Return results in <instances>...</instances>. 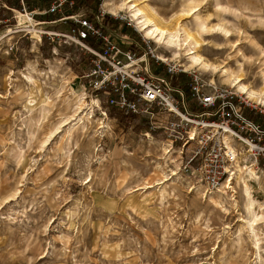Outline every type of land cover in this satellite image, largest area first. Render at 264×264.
<instances>
[{
	"label": "rangeland",
	"instance_id": "374dc122",
	"mask_svg": "<svg viewBox=\"0 0 264 264\" xmlns=\"http://www.w3.org/2000/svg\"><path fill=\"white\" fill-rule=\"evenodd\" d=\"M27 1L32 6L28 9L23 0L27 12L34 11L33 20L41 23L34 26L39 34L67 30V25L47 18L50 0ZM142 1L164 17L185 3ZM196 1L197 8L183 24L193 28L197 14L205 18L207 26L222 20L232 33L229 42L217 34L202 35L199 54L219 67L238 71L243 83L258 90L259 71L264 69V0ZM3 5L5 0H0V264H264V224L259 227V262L241 221L245 214L234 184L237 165L231 177L234 192L224 189V207L216 208L208 196L225 182L209 190L203 177L192 173V167L184 169L186 153L182 155L175 145L167 146L163 130L150 129L151 124H163L164 116L152 107L153 117L137 115L135 123H128L105 96L84 89L80 77L91 66L89 54L79 47L58 46L45 35L34 43L28 32L15 29L17 13ZM78 8L58 16L68 17ZM116 18L114 26L120 25L129 40L140 43L143 35L133 21L122 15ZM123 25L135 34L123 32ZM8 30L13 33H6ZM150 42L157 52L168 56L163 45ZM181 68L244 99L217 74ZM25 73L34 85L25 80ZM187 73L170 81L186 96ZM70 90L78 96L85 93L93 122L85 129H74L69 140L64 131L70 125H64L43 142L51 128L72 114L73 104L66 108L67 101L74 98ZM188 103L195 113H202L194 102ZM250 104L258 111L245 109L248 115L264 116L260 112L263 106ZM157 163L169 177L173 170L181 181L165 182L162 189L145 188L159 177L154 171ZM238 165L246 172L242 160ZM231 195L237 206L232 205ZM251 195L264 203V192L256 182L251 183Z\"/></svg>",
	"mask_w": 264,
	"mask_h": 264
},
{
	"label": "built area",
	"instance_id": "2783aa9c",
	"mask_svg": "<svg viewBox=\"0 0 264 264\" xmlns=\"http://www.w3.org/2000/svg\"><path fill=\"white\" fill-rule=\"evenodd\" d=\"M99 1L96 10L78 8L76 13L53 21L67 25L66 31L40 34L58 46L79 47L90 55L91 66L80 77L84 89L105 96L109 106L125 117H153L149 109L154 107L166 121L151 124V131L163 130L167 146L175 145L182 155L186 153L184 169L192 167V173L201 175L209 190L231 178L239 160L247 168L264 172V123L252 121L244 111L256 113L257 107L195 72L188 73L186 96L182 88L170 83L186 72L171 61L159 59L146 38L140 43L129 40L120 25L114 26L116 16L103 9L105 0ZM20 3L21 11L33 19L35 12H27L23 0ZM75 9L74 0H50L45 12ZM190 100L202 113L191 109Z\"/></svg>",
	"mask_w": 264,
	"mask_h": 264
},
{
	"label": "bare ground",
	"instance_id": "6f19581e",
	"mask_svg": "<svg viewBox=\"0 0 264 264\" xmlns=\"http://www.w3.org/2000/svg\"><path fill=\"white\" fill-rule=\"evenodd\" d=\"M197 6L198 3L196 0H185V3L184 5H182L181 9L177 10L169 17L161 16L154 7L150 6L142 0H118L117 2L116 0H105L103 9L109 14L115 16L122 15L123 17H126V19L130 18L131 21H133V23L135 24L137 31L141 33L144 38L152 41L157 45H163V48L165 49V51H167L168 56L161 53L160 51H156V56L159 59L163 61H177L178 64L181 67H184L187 71L196 69L197 71H200L202 73H211L214 75L217 74L223 84L229 85L237 93L243 95L244 99H247L248 102H254L264 107V69H261L259 71L261 87L258 90H254L250 86L243 83L244 79L241 75H239L238 71L219 67V65L208 61L206 58L199 54V49L202 45H204V40L201 39L202 35L217 34L225 39V41L229 42V37L232 33L231 30L227 28L225 22H223L222 20H220V22L217 24L207 26L205 18L202 19L200 17H197V14L196 16L194 15L195 25L193 28H189L188 26L183 24L182 20L192 15V11L197 8ZM11 10L15 15L17 13L15 17L19 19L18 26L15 29L28 32L31 35V39L34 40V43L37 44L40 41V34L39 29H36L34 26H39L41 23H36L33 19H30L22 12L13 9ZM6 33L11 34L13 32L12 30H8ZM6 33L4 34L5 36H7ZM36 46L34 45L33 48L35 49ZM182 55L183 59H181ZM246 62L249 61L247 60ZM33 71L35 72L34 68ZM188 73L186 75H188ZM188 76L191 77L190 75ZM24 77L27 82H30L33 85L35 84L33 78L30 75H26L25 73ZM70 91V94L74 96V98H72L75 99V102L71 103L70 101H72L73 99H68L69 101L65 103L66 108L70 106V104H73L74 110L72 114L69 115L66 119L62 121L60 120L57 126L51 128L46 133V137L43 142H47L51 138V136L58 132L64 125H70V127L66 131H64L66 132L67 140H69L74 129L78 130L79 127H81V129H85L87 125L93 122V116L90 112L87 111V109H91V106H89L86 102L85 93L78 96L75 95L73 90ZM95 103H99L97 99ZM161 156H163V154H161ZM120 161L123 162V160ZM161 163L164 164L166 162L163 163L162 161ZM162 164L157 163L156 167H154L156 175L159 176L158 179L155 180L152 185H146L145 188L148 189L153 188L154 186H158L160 189H162V185H164L165 182L181 181V178L177 174H175L173 170H170L171 176L169 177L168 174H166ZM240 169L241 167L239 166L237 168V174L234 175V184L238 186L239 194L242 199V207L245 214V218L241 221L243 222V226L247 229V234L249 239L251 240L252 248L254 250V253L258 254L260 262L259 254L262 249V243L259 234V227L264 224V203L261 204L260 202L254 200L253 196L251 195V183L256 182L259 189L264 192V176L262 174H259V172L255 171L251 167L246 168L247 170L244 173L241 172ZM232 180L233 178H229L225 182V186H223V188H218L216 191H213L209 194L208 200L210 201V203H213L216 208L224 207V201L221 197L227 195V192L225 190H231L232 192H234ZM213 194H216V198L215 196H213ZM230 198V201L233 202L232 205L237 206V202L233 195H231ZM262 251L264 252V249Z\"/></svg>",
	"mask_w": 264,
	"mask_h": 264
},
{
	"label": "trees",
	"instance_id": "16d2710c",
	"mask_svg": "<svg viewBox=\"0 0 264 264\" xmlns=\"http://www.w3.org/2000/svg\"><path fill=\"white\" fill-rule=\"evenodd\" d=\"M74 2L76 3L77 7L79 8H86V9H89V10H96L100 1L99 0H74ZM28 6V9H32V6L30 5L29 6V3L28 1L26 0L25 2ZM5 4L7 7L9 8H13V9H21L22 6L20 5V2L19 0H5ZM70 12V11H68ZM58 14L60 13H50L48 14L47 18H49V21H54V20H57L59 18H61L60 16H58ZM67 16H70L69 14ZM1 20V19H0ZM122 31L123 32H132L131 34H135V32L133 30H131V28H129V26H122ZM162 74V73H161ZM102 101H104V98L101 97ZM196 108V107H195ZM194 109V108H193ZM194 111H197L196 109H194ZM245 115L251 119L252 121H257V120H260L262 122H264V117L263 116H258L256 117L255 115H248L246 112H245ZM125 120L128 121V123H135L137 121V119L139 118L137 115H129L127 117L125 116H122Z\"/></svg>",
	"mask_w": 264,
	"mask_h": 264
}]
</instances>
